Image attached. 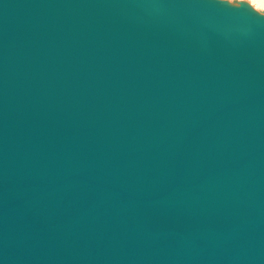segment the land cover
I'll use <instances>...</instances> for the list:
<instances>
[{"label":"water","instance_id":"1","mask_svg":"<svg viewBox=\"0 0 264 264\" xmlns=\"http://www.w3.org/2000/svg\"><path fill=\"white\" fill-rule=\"evenodd\" d=\"M0 264H264V13L0 0Z\"/></svg>","mask_w":264,"mask_h":264},{"label":"bare ground","instance_id":"2","mask_svg":"<svg viewBox=\"0 0 264 264\" xmlns=\"http://www.w3.org/2000/svg\"><path fill=\"white\" fill-rule=\"evenodd\" d=\"M228 2L237 3L239 0H227ZM248 2L254 9L257 11L264 13V0H243Z\"/></svg>","mask_w":264,"mask_h":264}]
</instances>
